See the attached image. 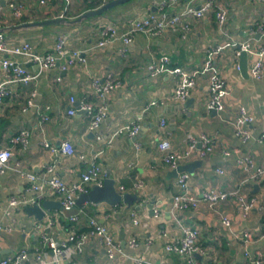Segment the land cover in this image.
I'll return each instance as SVG.
<instances>
[{
    "label": "crops",
    "instance_id": "1",
    "mask_svg": "<svg viewBox=\"0 0 264 264\" xmlns=\"http://www.w3.org/2000/svg\"><path fill=\"white\" fill-rule=\"evenodd\" d=\"M110 0H0V33L8 46L29 42L40 53L51 51L58 37L66 38L70 50L81 52L84 63L77 62L67 71L58 67L44 71L38 81L29 86L13 85V95L5 99L0 108V147H10L13 156L9 169L0 175V252L2 258L12 256L17 250L30 251L40 248L44 232L35 226H45L48 218L56 223L46 228L45 233L57 242L67 240L69 230L74 227L79 232L88 231V219L94 218L105 226L121 246L122 255L109 259L97 237L91 236L71 243L78 250L66 264H135L139 259L143 264H188L184 257L168 253L167 242L182 236L181 227L195 228L199 232V244L205 254L201 264H264V223L261 213L252 209L245 217L239 214L238 206L232 200H225L210 210L205 204L198 209L182 212L172 211V197L180 192L174 170L177 168L162 162L159 144L167 138L172 150L180 151L190 137L204 134L213 141L214 151L203 159L192 158L188 162L201 161L190 176L189 184L193 193L201 196L207 189L230 192L241 189L247 197L262 201L264 187L244 182L245 176L237 165L243 155L251 156L257 166L264 165V143H258L257 135L264 133V77L256 80L244 77L239 65L240 57L235 50L240 43L250 40L254 47L264 48V37L258 34V25H264V3H248L244 0H217L226 11V22L219 26L215 13H208L203 19H190L188 32L166 31L157 36L136 34L132 37L127 51L121 39L97 48L101 30L111 24L120 34L126 32L133 20L148 13L158 12L164 0H131L108 10L103 15L77 21L87 11L100 8ZM203 0H178L172 11L190 3L199 7ZM17 2L23 5L19 18L14 17L7 5ZM61 18L62 24L29 28H16L24 23L41 22ZM212 46L217 51L209 54L205 48ZM6 55L0 52V61ZM166 57L170 61L169 70L150 77L147 66ZM18 62H22L17 59ZM248 57V71L252 64ZM181 68L192 75L196 84L189 97L183 101L173 98L177 79L173 70ZM36 71L37 66L29 68ZM0 69V81L2 80ZM113 75L120 82L119 87L107 97L108 115L97 131L88 127L86 114L77 111L73 116L69 109H78L85 98L92 103L93 78L104 79ZM223 79L226 91L222 111L209 110L208 82L212 76ZM56 78H60L57 81ZM32 97V105L22 111L25 101ZM70 98L75 100L70 103ZM155 102L154 105H151ZM244 109L252 120L246 122L240 114ZM40 114L49 118L39 124ZM164 120L166 128L161 131L159 123ZM139 122L141 131L135 138L119 136L111 147L96 141V134L109 135L117 129ZM249 132L253 137L244 140L236 130ZM21 130H27V144H14L13 138ZM68 141L74 152L70 156L60 153L61 144ZM47 142L49 147H44ZM54 150L55 152L51 151ZM58 151V152H56ZM229 152L224 156L223 152ZM92 162H96L115 181L120 192L138 194L149 203L154 199V215L139 202L131 207L121 204L108 207L105 204H85L83 209H75L77 222L69 221L65 213L52 210L42 221L28 216L20 207H8L10 198L31 197L28 185L16 173L19 168L42 176L46 165L55 164L57 175L67 183L80 179L81 173ZM222 174H218L217 170ZM137 180L144 182V189L136 193L133 189ZM121 193V192H120ZM57 201L53 197L45 201ZM141 206L140 210L137 207ZM135 213L137 224L131 219ZM233 219L232 234L222 225L221 217ZM44 233V234H45ZM249 235L247 243L243 235ZM234 236V237H233ZM131 240L135 246H129ZM42 249V248H40ZM51 256L50 250L43 249Z\"/></svg>",
    "mask_w": 264,
    "mask_h": 264
},
{
    "label": "built area",
    "instance_id": "2",
    "mask_svg": "<svg viewBox=\"0 0 264 264\" xmlns=\"http://www.w3.org/2000/svg\"><path fill=\"white\" fill-rule=\"evenodd\" d=\"M49 0H40V3L46 4ZM248 3H264V0H244ZM178 0H164L158 8V12L148 13L142 18L133 20L129 29L120 34L118 29L113 25L108 24L101 30V39L97 42L96 47L101 48L105 45L113 42L114 40L121 39L124 44L122 54L127 51V46L131 43V39L136 34H142L145 36H157L163 32H188L190 29V19H203L208 13L214 12L216 20L219 26H223L226 22V11L220 7L217 0H203L199 7H194L190 3L185 4L178 10L172 11L176 8ZM8 9L13 13L14 17L19 18L23 12V5L17 2H11L7 5ZM1 11V7H0ZM257 32L264 37V25H258ZM217 51L214 47L209 46L205 48L206 53H213ZM244 51L248 57H252L253 61L249 67V76L253 79L259 80L264 77V48L254 47L250 40L240 43L235 50L237 56L240 52ZM0 52L4 53L6 57L0 61V69L2 70V80L0 81V108L4 105L5 99L13 95L14 91L11 86L13 85H26L29 86L32 83L38 81L39 77L44 71L58 67L60 71H67L73 67L77 62L84 63V59L81 58V52L77 50H70L66 46V38L60 36L56 39L54 47L51 51L40 53L34 49L31 43L22 42L16 46H8L4 40V36L0 33ZM20 59L22 62H18ZM33 63L37 66L36 71H31L25 67V64ZM170 61L168 58L163 57L157 63H151L147 66V71L150 77H155L162 72L169 70ZM236 69L239 70V65H236ZM173 75L177 79L176 86L173 90V98L177 101H185L195 86V78L185 72L181 68L173 70ZM60 81V78H56ZM120 82L113 75H108L104 79L93 78V96L96 97L97 102L92 103L87 98L79 102L77 110L69 109L68 114L73 116L77 111L84 112L88 119V127L91 131H97L102 121L108 115V103L106 100L107 95L114 89L119 87ZM208 99L206 107L209 110L222 111L224 108L223 98L226 91L224 81L219 76H212L208 82ZM34 91L31 92L30 97L26 99L25 105L22 107V111H26L28 107L32 105V97ZM70 103L74 104L75 100L70 98ZM152 102L151 105H154ZM240 114L244 117L246 122H250L252 119L246 116L245 110L240 109ZM39 124L46 123L49 118L45 114H40ZM141 125L139 122L132 123L131 125L123 126L117 129L115 132L109 135L96 134V141L105 144L107 147H111L119 136H127L129 138L135 137ZM159 128L164 131L166 123L161 120ZM236 134L248 140L253 137L249 132L237 129ZM29 132L27 130H21L13 138L14 144H27V137ZM256 140L258 143H264V133L257 135ZM44 147H49L47 142H44ZM63 156H70L73 154L74 149L72 145L65 141L61 144L59 149ZM159 150L162 153V162L170 167H178L194 157L203 159L210 155L214 151L213 141L207 135H200L198 138L190 137L187 145L183 150H172L170 142L167 138H164L159 144ZM51 151L55 152L51 149ZM58 152V151H56ZM224 156H229V152H223ZM13 156L12 149L10 147H0V175H3L9 169V163ZM237 165L241 169L245 176L244 182L251 181L256 185H264V165L257 166L254 159L249 155H243L237 160ZM16 173L22 178V180L28 185L29 191L33 193L31 197L10 198L8 201V207L23 208L25 206L40 205L45 198L53 197L59 201L62 206V212L65 213V217L71 222H77L78 214H68L75 208L76 199L83 193L88 192L91 186H101L105 173L101 167L92 162L81 173L80 179L73 183H67L62 180L56 173V165H46L42 176H37L30 172H24L19 168L15 169ZM218 174H222L221 170H217ZM190 176L188 173H181L177 178V183L180 187V192L172 197V211L184 212L198 209L203 203L210 210L215 211L218 204L225 200H232L238 206L241 216H246L252 209L260 210L261 201L256 198H248L247 195L241 190L237 189L230 192H223L219 190L207 189L201 193V196H197L193 193L190 184ZM136 193H139L144 189V182L137 180L133 187ZM123 187H120V192H123ZM131 219L134 224H137L135 213H131ZM56 221L48 218L45 226L38 224L35 226L36 230L41 232L50 229ZM222 225L233 235V219L224 216L221 217ZM3 229V225L0 222V230ZM182 236L179 239L167 242L164 249L168 253H173L184 257L188 264H201L200 260H197L194 255L203 256L205 254L204 248L199 244V232L195 228L181 227ZM42 234L41 243L50 250L51 256L43 249H33L32 251L21 248L16 251L12 256H7L0 260V264H66L72 257L75 251L78 250V246L74 248L71 243H76L81 239L94 236L100 239L107 257L114 259L122 255V248L119 243L111 235L110 231L103 225L99 224L96 219H88V231L79 232L76 228L72 227L69 230L67 240L54 241L47 233ZM234 237V236H233ZM245 243L249 241V235L245 233L243 235ZM135 241L131 240L129 246L134 247ZM135 264H143L141 260L135 259ZM256 264H260L259 260L255 261Z\"/></svg>",
    "mask_w": 264,
    "mask_h": 264
},
{
    "label": "water",
    "instance_id": "3",
    "mask_svg": "<svg viewBox=\"0 0 264 264\" xmlns=\"http://www.w3.org/2000/svg\"><path fill=\"white\" fill-rule=\"evenodd\" d=\"M131 0H110L106 4L102 5L100 8L87 11L84 15H82L77 21H80L82 19H88L91 17L103 15L108 10L123 5L125 3L130 2ZM64 22L63 19L57 18V19H51L41 22H33V23H24L22 25H19L16 28H29V27H40V26H51V25H57L62 24ZM257 37H260V34L258 33L256 35ZM239 70L241 74L244 77H248V55L246 52L241 51L239 55ZM34 66L33 63H27L25 64V67L30 68ZM36 66V65H35ZM79 107V106H78ZM216 111L213 110V113ZM141 129L139 130V132ZM138 132V134H139ZM137 134V135H138ZM137 135L132 140H135ZM130 139V138H129ZM201 166V161H194L192 163H188L185 165H179L175 170L174 174L177 177L181 173H193L196 168H199ZM258 191V185L254 186L253 192L256 193ZM134 202L141 203L142 206L147 207L149 209L150 215H154V209L153 206L155 204L154 199H152L149 203L143 201V197L136 194H129V193H120L116 188L115 181L110 177L109 172H107L106 177L104 178L101 186L93 185L90 187L88 192L81 194L75 202V208L71 212H67L68 214H72L75 209H83L85 204H91V205H99V204H105L108 207H116L121 204H126L128 207H131ZM22 209L28 214V216H34L35 220L42 221L46 215L47 212L52 210H59L62 211V206L59 201H43L40 205L35 206H25ZM141 206L137 207V210H140ZM123 233L121 234L120 241H121V247H124V240L122 239ZM39 247L42 249H47V247L43 244H39ZM3 253L0 252V260L2 259ZM194 257L197 260H200V256L194 255Z\"/></svg>",
    "mask_w": 264,
    "mask_h": 264
},
{
    "label": "trees",
    "instance_id": "4",
    "mask_svg": "<svg viewBox=\"0 0 264 264\" xmlns=\"http://www.w3.org/2000/svg\"><path fill=\"white\" fill-rule=\"evenodd\" d=\"M260 187H264V185L263 184H261L260 185ZM254 197V196H253ZM253 197H248V198H253ZM261 201V200H260ZM260 210H259V212L261 213V221H262V223H264V198L262 199V201H261V203H260Z\"/></svg>",
    "mask_w": 264,
    "mask_h": 264
}]
</instances>
